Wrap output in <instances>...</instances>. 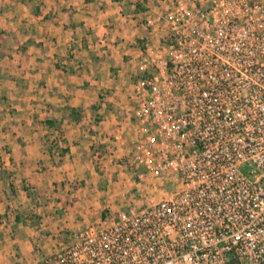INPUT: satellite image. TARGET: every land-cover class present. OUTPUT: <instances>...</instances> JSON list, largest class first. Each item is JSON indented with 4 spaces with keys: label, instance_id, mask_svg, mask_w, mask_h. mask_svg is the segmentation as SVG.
Listing matches in <instances>:
<instances>
[{
    "label": "built area",
    "instance_id": "2783aa9c",
    "mask_svg": "<svg viewBox=\"0 0 264 264\" xmlns=\"http://www.w3.org/2000/svg\"><path fill=\"white\" fill-rule=\"evenodd\" d=\"M127 164L178 190L36 264H264V0H162Z\"/></svg>",
    "mask_w": 264,
    "mask_h": 264
},
{
    "label": "crops",
    "instance_id": "0c3cea01",
    "mask_svg": "<svg viewBox=\"0 0 264 264\" xmlns=\"http://www.w3.org/2000/svg\"><path fill=\"white\" fill-rule=\"evenodd\" d=\"M130 3L0 0V97H6L15 109L13 116L7 115L8 108L0 110V161L4 165L0 166V210L16 206L19 199L29 206L31 198L23 189L28 183L38 193L55 190L50 207L57 209L65 200L82 204L85 198L79 194L88 188L94 192L96 186L69 188L64 179L92 178L93 158L100 155L101 160L108 161L125 150L122 147L128 138H134V126L129 122L137 123L134 111L130 120L132 112L116 97L130 86L138 69L137 58L148 55L151 45L144 49L136 44L129 46L127 40H121L125 35L119 37L116 29L111 33L107 28L114 21L122 28L127 15L137 12ZM155 41L150 39L152 47ZM74 111L79 114L76 118L71 116ZM47 114L56 119L49 125L57 122L62 132L61 147L65 151L56 155L46 148L44 134L48 127L38 120L39 115ZM95 115L97 123L92 120ZM95 144L104 146L106 152H96ZM57 181L64 183L58 204ZM43 218L46 238H53L57 249V218ZM61 224V233L63 228H72ZM42 227L37 233L43 231ZM29 238V233H22L21 240H15L23 243V254L31 252L26 243ZM6 248L0 249V264L10 262L1 254Z\"/></svg>",
    "mask_w": 264,
    "mask_h": 264
},
{
    "label": "rangeland",
    "instance_id": "374dc122",
    "mask_svg": "<svg viewBox=\"0 0 264 264\" xmlns=\"http://www.w3.org/2000/svg\"><path fill=\"white\" fill-rule=\"evenodd\" d=\"M110 1L119 2L120 0ZM130 5H135L137 12H132L127 15L126 19L128 22H121L122 28H118V26H116L117 21H114V23L107 25V28L111 33H114L116 29L119 32V37L125 35V39L121 38V40H127L129 46L136 44L140 49H144L148 47L146 45H151L149 47V54L157 51L164 44L166 31L162 26L156 31L155 27L148 24V20H154L159 15H162L164 13L165 4L162 0H131ZM151 33H154V35H152L150 39L156 40V43H153V47L149 37L146 39ZM117 36L118 35L115 36L116 39L118 38ZM139 37L142 38L140 39ZM123 56H125V58L128 57V55ZM146 58V54L140 55L137 58L138 69L136 75H133L129 84L130 86H125L122 94L116 97L118 102L126 107V110L132 112L129 113L130 120H132L131 115H133V111L136 109L139 99L136 90V81L139 77L151 71L150 67L147 66ZM5 99L6 97H0V110L2 107L8 108L7 115L13 116L15 114V109L11 105H8ZM3 105H5V107ZM111 105H113V103H111ZM110 109L113 110L112 107ZM44 110L50 112L49 108H45ZM71 116L76 118L79 114L74 111L71 113ZM97 116L98 115L92 117L95 123L99 121ZM38 118L41 124H45V126L48 127L44 134L46 148L55 155L57 153H62L61 151L64 150L63 147H61L62 132L57 127V122L56 125H49L50 122H54L56 119H50L49 114L39 115ZM129 122L134 126V128H132V133L134 132V136H132L134 138L131 140L128 138V142L122 147L125 149L122 153H117L115 157L110 158L108 161L106 159L101 160L100 155H98L97 158H93L91 165L93 166L95 174L92 178L84 177L79 180L75 177V179L71 180V178L65 177L66 179H64L65 184L67 183L69 188H82L85 187L86 184H89L88 186L91 187L92 184H94L93 186H96L94 192L92 189L88 188V193L85 191L86 193L82 192L79 194L80 197L83 199L85 198V202L89 199L91 201L94 200V203L90 201L89 203L83 202L80 205H75V201L73 203V201L65 200L61 205H57L56 209L48 205L55 196V190L49 188V190L38 193L30 183H28V186H26V184L23 185V189L26 190L25 196L31 198L29 206H26L22 202V199H19L16 206L8 205L0 210V249L4 246L7 247L6 251H3L1 254L8 258L10 261L9 264H36L43 257L56 249L54 246L56 244L54 239L46 238L47 229L43 228L44 221H42L45 216L50 218L53 217L54 219L57 218L58 249L60 246L70 244L76 236L80 232H83L88 226L99 225L102 222H106L110 216L128 212L131 208L138 211L178 190L179 184L176 181L177 177L175 175L168 176L166 179L158 181L150 176L141 177L140 171L135 170L133 167L131 168L127 164L126 156L130 157L132 152H134L139 142L140 135V125L138 123L133 125L131 121ZM95 148L96 152H101L102 154L106 152L102 145L95 144ZM1 162L2 161H0V166L3 167L4 165ZM63 184L62 181H57V204L61 197L59 193L60 189L63 188ZM1 186L3 185H0V188ZM49 221H51V219ZM61 222L70 224L72 228H63V232L61 233V231H59L60 227H62ZM18 224H22V227ZM41 227L43 231L37 233V230ZM6 228L7 232L5 231ZM22 233H29L30 236L28 241H26L27 246L31 250L28 254H23V251H21L20 243L22 245V242H15V240H21Z\"/></svg>",
    "mask_w": 264,
    "mask_h": 264
}]
</instances>
